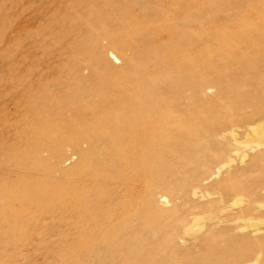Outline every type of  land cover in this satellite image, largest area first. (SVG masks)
<instances>
[{"label": "bare ground", "instance_id": "6f19581e", "mask_svg": "<svg viewBox=\"0 0 264 264\" xmlns=\"http://www.w3.org/2000/svg\"><path fill=\"white\" fill-rule=\"evenodd\" d=\"M235 1L230 6L206 8L205 1L198 0L190 5L182 0H85L84 5L111 3L108 24L100 23L98 30L79 29L70 43H65L66 34L61 33L63 38L55 43L59 46L57 59L67 52L64 58L68 63L59 68L64 74L53 86L55 93L44 92L42 86L35 90V78L31 79L28 110L35 118L61 122L63 108H69L71 114L64 115L74 126L85 124L86 130L76 138H59L57 134L37 142L42 132H58L54 122H45L28 136L25 151L8 146L9 160H20L15 167L24 169L27 160L31 162L24 169L31 178L27 191L12 201L26 197L37 203L50 197L60 214L73 212L63 220L76 234L81 260L87 264L173 262L165 247L177 249L178 245L170 244L174 232L165 233L169 211L162 208L169 202L156 190L178 189L193 197L198 187L222 168L217 164L211 170L208 165L210 143L217 138H193V124L201 120L195 112L202 105L198 103L201 96L227 84V69L223 72L211 56L231 66L236 57L244 55L238 49L240 43H255L250 23L243 16H232L249 2ZM45 43L46 35L40 32L38 42L32 41L31 46L44 49ZM239 86L237 82L233 89ZM237 104H233L237 110L245 106ZM247 129L258 135L253 141L264 152V135L258 134L252 123ZM227 133L234 135V130ZM65 141L73 144L74 166L69 171L58 164L48 167V157L43 154L59 159L67 147ZM239 142L231 151H237L236 146L244 141ZM174 157L179 160L172 161ZM255 158L257 162L264 155L258 153ZM37 173L41 175L35 178ZM262 183L258 188L264 191ZM196 216L182 224V236H189L193 226H201L200 215ZM164 233V241H159L157 237ZM227 239L216 234L210 248L221 253L234 249L236 237ZM259 252L264 255V247ZM260 255L252 260L257 263ZM220 257L204 255L190 264H238Z\"/></svg>", "mask_w": 264, "mask_h": 264}, {"label": "rangeland", "instance_id": "374dc122", "mask_svg": "<svg viewBox=\"0 0 264 264\" xmlns=\"http://www.w3.org/2000/svg\"><path fill=\"white\" fill-rule=\"evenodd\" d=\"M84 1L0 0V264H87L81 260V246L77 244L76 234L70 229L71 225L65 224L63 220L64 216L74 215L73 212L60 214L50 197L37 203L26 197L21 202L12 201L27 191L31 178L25 170L31 166V162L27 160L25 170L17 168L15 165L20 160L16 158L18 160L10 161L6 153L8 146L17 152L25 151L28 136L39 130L45 122H54L58 132L52 135L42 132L38 134L37 142L39 139L43 142L46 136L53 138L54 135L76 138L86 130L85 124L74 126L70 118L64 115L71 114L69 108H63L64 113L59 109L63 115L61 122L35 118L28 110L27 98L32 78H35V90L42 86L44 92H56L53 86L62 79L59 75L64 74L59 68L68 63L64 58L67 52L57 59L59 46L55 43L63 38L61 33L66 34L65 43H70L77 30H98L100 23L104 26L108 24L107 13L111 11L108 5L111 3L84 5ZM198 1H205L206 8L217 4L230 6L236 2ZM248 2L234 10L232 16H243L250 23L248 27L252 30L255 43L247 46L240 43L238 49L243 50L244 55L236 57L231 66L228 62L214 59L216 56L209 53L212 60H217L221 70L227 69L224 74L227 84L223 89L212 88L199 99L198 103L202 105L198 108L194 105L201 120L193 124V138H217L210 143L212 151L209 153L208 165L211 170L220 165L222 168L214 178L200 185L198 194L193 197L190 194L186 196V192L182 193L178 189L157 188L156 193L163 194L169 202L162 207L169 211L166 217L169 228L165 233L174 232L175 240L170 244L176 243L178 248L165 247L166 254L169 253L175 263L153 264H190V260L196 261L204 255H212L213 259L224 256L238 264H264V255L258 253L260 247H264V191L258 188L260 183L264 185V158L255 161L256 155H264V152L263 147L255 146L253 141L259 138L258 135L249 133L247 129L252 123L258 134L264 135V0ZM182 3L190 5L192 0H182ZM40 32L46 35L44 49L31 46L32 41L38 42ZM32 69H35L33 74ZM237 82L241 83V87L235 90L233 87ZM63 92L67 93L65 90ZM237 102V105L244 103V108H234L233 104L236 106ZM230 129L234 130V135L227 133ZM231 140L244 142L236 146L239 147L237 151H231L236 144H232ZM249 140L252 142L249 143ZM64 148L66 150L57 160L47 153L43 154L48 157V167L58 164L61 170L69 171L74 166L77 160L74 157L77 156L73 144L65 141ZM171 160L177 162L179 158ZM40 175L37 173L34 176L37 178ZM43 207H46L45 210ZM194 215H200L198 219L201 226H193L195 233L192 229L189 236H182V224L190 221ZM180 232L181 235L178 234ZM165 233L157 239L164 241ZM216 234L223 235L225 240L235 236L234 249H226L221 253L217 248H210V240ZM257 254L260 257L255 263L252 258Z\"/></svg>", "mask_w": 264, "mask_h": 264}]
</instances>
